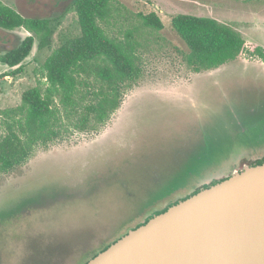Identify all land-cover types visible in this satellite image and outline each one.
Here are the masks:
<instances>
[{
  "label": "rangeland",
  "instance_id": "obj_1",
  "mask_svg": "<svg viewBox=\"0 0 264 264\" xmlns=\"http://www.w3.org/2000/svg\"><path fill=\"white\" fill-rule=\"evenodd\" d=\"M1 1L25 16L52 18L55 28L51 49L39 50L36 41L24 61L26 72L12 75L0 63L2 110L18 106L26 89L46 82L35 69L62 41L78 35L80 25L75 11H65L72 0ZM113 8L102 26L123 40L133 30L144 75L125 88L120 107L97 130L40 144L25 162L0 173V264H81L149 201L182 185L190 168H198L197 174L206 168L209 181L264 153V54L248 49L197 72L172 27L178 13L212 17L264 50V0H113ZM151 10L164 29L135 33L139 13ZM26 33L0 28V53Z\"/></svg>",
  "mask_w": 264,
  "mask_h": 264
},
{
  "label": "trees",
  "instance_id": "obj_2",
  "mask_svg": "<svg viewBox=\"0 0 264 264\" xmlns=\"http://www.w3.org/2000/svg\"><path fill=\"white\" fill-rule=\"evenodd\" d=\"M70 10L78 16L80 33L62 41L35 69L46 82L40 80L26 89L18 106L0 109L3 127L0 132V173L25 162L40 144L47 146L75 131L97 130L120 107L125 88L138 84L144 75L141 57L134 49L133 30H126L127 39L123 40L111 37L102 26L113 17V0H72L65 11ZM66 12L57 17H63ZM139 21L141 25L134 30L139 34H159L165 27L161 17L152 10L139 13ZM53 22L54 19L49 17L25 16L15 6L0 0V28L27 31L16 47L0 53V63L7 65L12 75L26 72L24 61L36 41L39 50L52 48ZM172 27L186 43L189 49L187 61L197 72L218 68L248 49L264 54L260 45L247 41L231 24L212 17L178 13L172 16ZM139 45L142 46V42ZM261 163H264V153L249 164ZM205 171L203 168L197 174L198 168H190L182 185L178 183L162 197L149 201L139 214L127 221L130 222L127 227L89 252L81 264L108 248L130 229L231 175L205 181Z\"/></svg>",
  "mask_w": 264,
  "mask_h": 264
},
{
  "label": "water",
  "instance_id": "obj_3",
  "mask_svg": "<svg viewBox=\"0 0 264 264\" xmlns=\"http://www.w3.org/2000/svg\"><path fill=\"white\" fill-rule=\"evenodd\" d=\"M84 264H264V163L171 205Z\"/></svg>",
  "mask_w": 264,
  "mask_h": 264
},
{
  "label": "flooded vegetation",
  "instance_id": "obj_4",
  "mask_svg": "<svg viewBox=\"0 0 264 264\" xmlns=\"http://www.w3.org/2000/svg\"><path fill=\"white\" fill-rule=\"evenodd\" d=\"M244 166H245V165H244ZM244 166H243V167H244ZM239 169H241V168H239ZM234 171H235V170H233V171L231 172V174H232Z\"/></svg>",
  "mask_w": 264,
  "mask_h": 264
},
{
  "label": "crops",
  "instance_id": "obj_5",
  "mask_svg": "<svg viewBox=\"0 0 264 264\" xmlns=\"http://www.w3.org/2000/svg\"><path fill=\"white\" fill-rule=\"evenodd\" d=\"M2 65H4V64H2ZM5 66H7V65H5Z\"/></svg>",
  "mask_w": 264,
  "mask_h": 264
}]
</instances>
